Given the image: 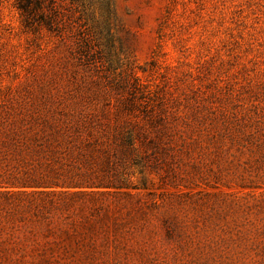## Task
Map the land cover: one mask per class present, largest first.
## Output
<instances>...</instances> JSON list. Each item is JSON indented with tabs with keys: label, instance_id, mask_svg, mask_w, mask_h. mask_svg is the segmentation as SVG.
Masks as SVG:
<instances>
[{
	"label": "rangeland",
	"instance_id": "374dc122",
	"mask_svg": "<svg viewBox=\"0 0 264 264\" xmlns=\"http://www.w3.org/2000/svg\"><path fill=\"white\" fill-rule=\"evenodd\" d=\"M16 2L0 0V117L45 106L113 123L134 102L176 132L168 170L184 179L160 169L124 190L143 210L104 222L108 253L85 264H264L231 217L236 202L264 209V187H207L203 169L190 179L222 123L264 119V0H39L27 26Z\"/></svg>",
	"mask_w": 264,
	"mask_h": 264
},
{
	"label": "trees",
	"instance_id": "16d2710c",
	"mask_svg": "<svg viewBox=\"0 0 264 264\" xmlns=\"http://www.w3.org/2000/svg\"><path fill=\"white\" fill-rule=\"evenodd\" d=\"M39 5V0H17L26 26L40 18ZM136 110L128 102L122 108L125 118L113 123L45 106L26 116L0 117V264H85L108 253L97 245L99 238L108 243L104 222L120 226L117 220L143 210L139 196L134 204L124 190L153 186L150 175L162 179L158 171L167 172L178 146L165 119L149 108L139 117ZM200 149L207 162L191 163V180L200 179L203 169L212 182L201 179L207 187L237 182L264 187V119L222 123ZM168 171L172 183L184 179ZM135 174L139 186L131 182ZM122 195L128 200L121 205ZM108 196L114 200L107 202ZM253 208L233 203L237 217H231L244 227L236 230L240 241L264 249V209Z\"/></svg>",
	"mask_w": 264,
	"mask_h": 264
}]
</instances>
